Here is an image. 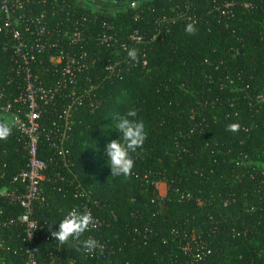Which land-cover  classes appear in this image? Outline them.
<instances>
[{
    "label": "trees",
    "instance_id": "16d2710c",
    "mask_svg": "<svg viewBox=\"0 0 264 264\" xmlns=\"http://www.w3.org/2000/svg\"><path fill=\"white\" fill-rule=\"evenodd\" d=\"M67 1L69 8L53 2L50 24L66 25L68 11L72 20L87 17L79 46L118 63L121 72L108 76L97 67L92 95L100 103L94 110L84 104L75 115L64 156L48 141L41 144L50 162L46 202L36 206L47 223L37 258L105 264L101 255L60 245L48 232V223L58 230L78 206L100 220L82 239L98 240L113 264H196L192 254L203 247L211 251L206 264H264V0H131L135 8L129 0H111L121 7L115 13ZM228 1L232 13L222 15ZM103 21L119 39L112 49L97 39ZM192 22L197 32L188 35ZM135 33L141 41L129 39ZM125 47L139 50L138 61L129 60ZM9 65L0 50L2 85ZM130 108L138 110L147 139L133 154L131 178L111 177L105 145L119 136L115 116ZM230 124L239 129L229 131ZM10 161L26 166L20 152ZM158 181L167 182L166 197L158 196ZM0 233L8 240L0 264H25L22 227Z\"/></svg>",
    "mask_w": 264,
    "mask_h": 264
},
{
    "label": "built area",
    "instance_id": "2783aa9c",
    "mask_svg": "<svg viewBox=\"0 0 264 264\" xmlns=\"http://www.w3.org/2000/svg\"><path fill=\"white\" fill-rule=\"evenodd\" d=\"M58 1L0 0V50L10 64L4 84H0V120L8 121L12 127L11 134L0 139V231L22 227L23 241L29 246L25 264H44L37 258V244L41 239L46 240L43 230L47 223L37 216L36 206L46 202L44 183L48 181L50 159L42 158L41 144L48 141L50 150L64 156V142L75 123V115L84 104L94 110L100 103L92 95L96 88L93 73L97 67L109 73L108 76L121 72L117 69L118 63H104L102 57L91 55L79 46L89 29L83 23L87 17L72 20L68 11L66 25L50 24L49 10ZM128 3L132 8L137 7L135 1ZM63 4L71 6L67 0ZM37 5L43 7L38 13L35 12ZM232 6V2H224L221 14H231ZM141 38L137 33L129 36L132 41H141ZM97 39L107 49L119 42L108 21L102 22ZM47 80L51 81L50 85L45 84ZM14 152L22 154L25 167L20 168L15 161L12 164L10 158ZM78 193L89 197L83 187H78ZM95 221L96 227L91 229L100 225L99 219ZM7 241L0 233V248ZM102 246V251L97 249L94 255L86 256L101 255L105 264H113ZM203 248L204 251L192 254L196 264H206V257L211 254L210 249ZM185 249L190 247L187 245Z\"/></svg>",
    "mask_w": 264,
    "mask_h": 264
},
{
    "label": "clouds",
    "instance_id": "9594fccd",
    "mask_svg": "<svg viewBox=\"0 0 264 264\" xmlns=\"http://www.w3.org/2000/svg\"><path fill=\"white\" fill-rule=\"evenodd\" d=\"M188 35H195L197 28L194 22L185 27ZM129 60L136 62L139 58V50L125 47ZM115 132L119 133L117 139L110 140L105 145L107 165L111 169V177L131 178L135 167L133 154L139 155L147 139L145 124L138 117V110L128 109L124 114H117L114 118ZM239 125H228L229 131H237ZM12 132V127L6 120H0V139H6ZM55 223H48V232L54 241L60 245L68 244L70 248L78 252L94 255L97 249L103 250V246L93 237L82 239L85 232L96 227V221L91 211L87 208H71L59 222L58 230H53Z\"/></svg>",
    "mask_w": 264,
    "mask_h": 264
},
{
    "label": "rangeland",
    "instance_id": "374dc122",
    "mask_svg": "<svg viewBox=\"0 0 264 264\" xmlns=\"http://www.w3.org/2000/svg\"><path fill=\"white\" fill-rule=\"evenodd\" d=\"M76 1L79 5H81L84 8H88L92 10L100 9L110 13H115V11L121 8L111 0H76ZM155 185L159 197L165 196L166 193L168 194L166 182L158 181Z\"/></svg>",
    "mask_w": 264,
    "mask_h": 264
}]
</instances>
